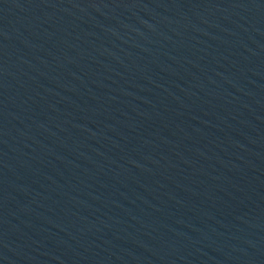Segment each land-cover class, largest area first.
I'll return each instance as SVG.
<instances>
[{
    "label": "water",
    "instance_id": "95a60500",
    "mask_svg": "<svg viewBox=\"0 0 264 264\" xmlns=\"http://www.w3.org/2000/svg\"><path fill=\"white\" fill-rule=\"evenodd\" d=\"M0 264H264V0H0Z\"/></svg>",
    "mask_w": 264,
    "mask_h": 264
}]
</instances>
